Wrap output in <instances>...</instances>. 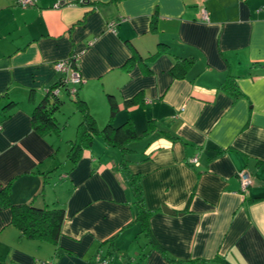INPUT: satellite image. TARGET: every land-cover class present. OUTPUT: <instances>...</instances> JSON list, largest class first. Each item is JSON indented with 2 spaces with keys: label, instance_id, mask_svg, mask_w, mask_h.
<instances>
[{
  "label": "crops",
  "instance_id": "obj_1",
  "mask_svg": "<svg viewBox=\"0 0 264 264\" xmlns=\"http://www.w3.org/2000/svg\"><path fill=\"white\" fill-rule=\"evenodd\" d=\"M20 1L0 0V261L264 264V0ZM74 53L97 127L106 94L113 125L147 130L128 144L127 171L98 136L75 163L67 139L59 159L60 106L59 131L32 123ZM129 174L151 212L143 229ZM9 203L62 207L57 243L22 236Z\"/></svg>",
  "mask_w": 264,
  "mask_h": 264
},
{
  "label": "trees",
  "instance_id": "obj_2",
  "mask_svg": "<svg viewBox=\"0 0 264 264\" xmlns=\"http://www.w3.org/2000/svg\"><path fill=\"white\" fill-rule=\"evenodd\" d=\"M72 67L75 70H79L77 64L74 62H72ZM69 88V84L59 78L57 83L47 90L46 97L37 103L32 112V123L35 128L43 132L51 127L54 130H60L59 125H57L55 121L54 112L62 103L60 93H66L71 98L75 99L79 108L84 113L83 120L80 124L81 129L79 135L73 140H69L71 144L67 151V158L71 160L72 163H75L79 159L81 151L90 148L93 144L94 138L98 136L106 145L116 147L120 150V166L126 168V165L130 161L126 157V152L132 150L128 144L145 135L147 130H144L142 134H138L134 128L133 121L130 118H127L118 125H113L117 113V104L111 99V95H109L111 109L110 118L102 128H98L95 119L86 110L85 103L81 102V99H77V94H74V96L71 95ZM54 89H58L59 92L56 93ZM134 101V99L128 100L127 105L135 103ZM14 105H16V103L10 101L3 109H9ZM128 178L135 188V197L139 204L136 222H139L143 229V227L147 225V216H149L151 212L145 208L141 202V196L138 193L137 184L134 183L133 175L129 174ZM9 205L12 208V222L19 229L22 236L30 239L36 238L39 240H46L53 244L57 243L64 218V209L62 207H41L32 203H9ZM142 231L144 232V230ZM100 261L101 258L96 262L100 264ZM0 264L11 263L3 260L0 261Z\"/></svg>",
  "mask_w": 264,
  "mask_h": 264
},
{
  "label": "built area",
  "instance_id": "obj_3",
  "mask_svg": "<svg viewBox=\"0 0 264 264\" xmlns=\"http://www.w3.org/2000/svg\"><path fill=\"white\" fill-rule=\"evenodd\" d=\"M35 1L36 0H21L20 4L21 6H29V5H33ZM66 1L67 0L58 1L56 5H61L63 3H66ZM199 15H200V19H202L203 21H207L209 19L208 14L204 8L200 10ZM77 56L78 55L74 53L68 56L66 59L56 63V70L61 74V79L70 86L69 88L70 94H75L77 91V85H79L83 81L79 70H75L72 67V62L76 63L77 61ZM54 91L56 93L59 92L58 89H54ZM189 163L193 165H197L198 164L197 156L195 155L191 157L189 159ZM238 179L240 183L241 193L244 194L248 191L249 187L253 183L251 174L246 170H241L238 172ZM100 264H108V261L103 259L100 261Z\"/></svg>",
  "mask_w": 264,
  "mask_h": 264
},
{
  "label": "rangeland",
  "instance_id": "obj_4",
  "mask_svg": "<svg viewBox=\"0 0 264 264\" xmlns=\"http://www.w3.org/2000/svg\"><path fill=\"white\" fill-rule=\"evenodd\" d=\"M77 92V91H76ZM62 103L60 105L62 114L56 115V118L58 119L59 123L62 125H65L63 128V131H61V138L63 140H60V148L57 149L56 156L59 159L65 158L66 154V140L67 139H74L77 135H79L78 132H80V129H76L78 127V123H80L83 119L82 113H78V103L75 101V99L71 98L68 94L63 95V93H60ZM74 96V94H71ZM76 95V93H75ZM105 98L107 103L110 105L109 101V95L105 94ZM113 99V97H111ZM119 113V111H118ZM82 115V116H81ZM104 124H101L100 128L103 127Z\"/></svg>",
  "mask_w": 264,
  "mask_h": 264
},
{
  "label": "water",
  "instance_id": "obj_5",
  "mask_svg": "<svg viewBox=\"0 0 264 264\" xmlns=\"http://www.w3.org/2000/svg\"><path fill=\"white\" fill-rule=\"evenodd\" d=\"M164 209V211L165 212H167V213H171L172 211H170V210H166L165 208H163Z\"/></svg>",
  "mask_w": 264,
  "mask_h": 264
}]
</instances>
